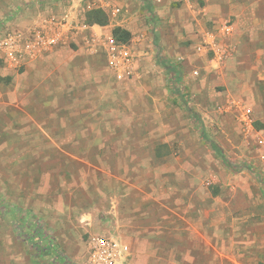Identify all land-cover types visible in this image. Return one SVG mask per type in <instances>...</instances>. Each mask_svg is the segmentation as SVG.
Returning <instances> with one entry per match:
<instances>
[{"label":"rangeland","instance_id":"1","mask_svg":"<svg viewBox=\"0 0 264 264\" xmlns=\"http://www.w3.org/2000/svg\"><path fill=\"white\" fill-rule=\"evenodd\" d=\"M66 15L63 43L28 52ZM116 27L124 80L102 47ZM258 136L264 0H0V264H88L97 233L124 264H264Z\"/></svg>","mask_w":264,"mask_h":264},{"label":"built area","instance_id":"2","mask_svg":"<svg viewBox=\"0 0 264 264\" xmlns=\"http://www.w3.org/2000/svg\"><path fill=\"white\" fill-rule=\"evenodd\" d=\"M49 30L41 32L36 29L29 37L28 52L37 54L44 52L65 41L70 29H75L68 15L63 17H51L48 20ZM66 36V37H65ZM102 47L108 58V62L119 80L130 78L136 74L137 54L130 48L129 44L117 40L113 34L102 37ZM8 61L18 62L17 37L10 34L5 41ZM259 137V136H258ZM258 144L263 148L264 136L258 138ZM130 256L129 245L122 239L105 235L94 234L89 241L88 264H124Z\"/></svg>","mask_w":264,"mask_h":264},{"label":"trees","instance_id":"3","mask_svg":"<svg viewBox=\"0 0 264 264\" xmlns=\"http://www.w3.org/2000/svg\"><path fill=\"white\" fill-rule=\"evenodd\" d=\"M89 19H90V22L92 24L106 25L108 23V19H107L105 13L100 9H95V10L91 11V13L89 15ZM113 35L117 40L123 41V42L129 41V39L131 38V32L124 29V28H121V27L114 28ZM161 63L166 65L173 73L178 72L177 68L175 66H173L172 64H169L168 61L162 60ZM188 110L192 114V116H194L196 119L198 118L196 113L190 107ZM212 146L215 147V144L212 143ZM34 228H35V226H34Z\"/></svg>","mask_w":264,"mask_h":264},{"label":"crops","instance_id":"4","mask_svg":"<svg viewBox=\"0 0 264 264\" xmlns=\"http://www.w3.org/2000/svg\"><path fill=\"white\" fill-rule=\"evenodd\" d=\"M220 30H221V32H224L225 31V28H224V26H222L221 28H220ZM235 32H236V29H235ZM238 30H237V32L235 33V36H238ZM77 39H79V38H77ZM220 252V251H219Z\"/></svg>","mask_w":264,"mask_h":264}]
</instances>
